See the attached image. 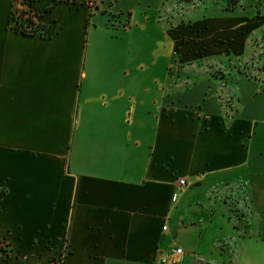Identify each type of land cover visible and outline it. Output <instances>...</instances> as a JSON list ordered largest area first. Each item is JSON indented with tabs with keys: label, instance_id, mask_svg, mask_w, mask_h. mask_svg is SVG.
<instances>
[{
	"label": "crops",
	"instance_id": "0c3cea01",
	"mask_svg": "<svg viewBox=\"0 0 264 264\" xmlns=\"http://www.w3.org/2000/svg\"><path fill=\"white\" fill-rule=\"evenodd\" d=\"M49 1L28 35L0 0V264H156L174 245L179 264H264V0ZM163 15L161 79L98 46Z\"/></svg>",
	"mask_w": 264,
	"mask_h": 264
},
{
	"label": "rangeland",
	"instance_id": "374dc122",
	"mask_svg": "<svg viewBox=\"0 0 264 264\" xmlns=\"http://www.w3.org/2000/svg\"><path fill=\"white\" fill-rule=\"evenodd\" d=\"M36 4H41L40 0H35ZM216 1V0H214ZM260 1V0H258ZM34 2V1H33ZM262 3V0H261ZM260 3V4H261ZM52 5L53 2H49V5ZM36 5V6H37ZM196 7V5L194 4ZM179 11V10H178ZM162 15V14H161ZM123 23L118 26V24L109 23L107 25V28L110 31H107L102 37H97V43L98 46L102 48H109V49H118L121 53H125V56L123 57L124 63L136 65L138 63H141L144 66L149 67L151 70H153V75L161 79L162 74L165 75L168 74L167 65L170 63V56H169V44H166V36L163 32H166L169 29V22L166 21L164 18V15L162 17V20L158 22H153L152 19H149L143 26L136 27L134 32L131 34H126V31L132 26V23H130L127 28L122 27ZM162 31V32H161ZM130 33V32H128ZM168 38V36H167ZM93 37L89 38V41L86 42L89 47H92ZM253 42L257 44L256 46V52L253 56L254 62L260 67H264V36L257 37ZM121 60H117V64L121 65ZM237 66L239 65L242 67L245 65L241 61H236ZM232 64V63H231ZM224 66V67H223ZM221 69L225 68V71H229L228 67H226L224 64L220 65ZM223 86V85H222ZM231 97H227L226 102L230 103ZM234 102V101H233ZM235 186V185H234ZM233 185H224L221 189H217V187L214 188L216 191L215 193L217 195H221L222 197H226V195H229L233 193L231 189L234 187ZM234 206V207H233ZM231 211H239L240 213H248V207L247 202L242 201L239 205H230ZM248 219V217L244 220H240V217L235 216L234 220L242 227V229L248 224L245 223V221ZM248 221V220H247ZM251 236L248 235L244 239H250ZM255 246V245H254ZM253 246V247H254Z\"/></svg>",
	"mask_w": 264,
	"mask_h": 264
},
{
	"label": "built area",
	"instance_id": "2783aa9c",
	"mask_svg": "<svg viewBox=\"0 0 264 264\" xmlns=\"http://www.w3.org/2000/svg\"><path fill=\"white\" fill-rule=\"evenodd\" d=\"M35 0H12L9 11V26L20 33H38L42 32V23L38 21V13L32 8V2ZM53 3L63 2L68 4H84L89 8V13L96 11L102 0H50ZM49 1V2H50ZM130 24V21L123 23L125 29ZM120 26V24H118ZM187 186V181L184 178H178L175 183V188L171 195V201L177 202L184 188ZM166 229V226H163ZM5 248V244H3ZM5 250V249H4ZM7 251V250H5ZM184 255V249L179 245H174L168 250L158 254L156 264H179ZM65 252L59 254L58 258L52 261L51 264H63Z\"/></svg>",
	"mask_w": 264,
	"mask_h": 264
},
{
	"label": "trees",
	"instance_id": "16d2710c",
	"mask_svg": "<svg viewBox=\"0 0 264 264\" xmlns=\"http://www.w3.org/2000/svg\"><path fill=\"white\" fill-rule=\"evenodd\" d=\"M227 1V8L228 9H232V8H235L236 6H242V5H240V2L242 1V0H226ZM243 7V6H242ZM11 28V27H10ZM12 29V28H11ZM16 31V30H15ZM23 34H27V33H23ZM43 33L41 32V33H38V31L37 30H35L34 31V33H30V34H28V35H42ZM235 226L237 227V228H240L239 227V224H237V223H235Z\"/></svg>",
	"mask_w": 264,
	"mask_h": 264
}]
</instances>
